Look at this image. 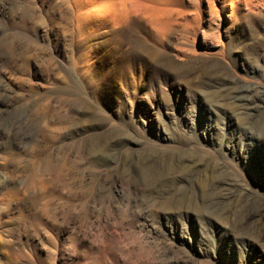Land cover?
Returning <instances> with one entry per match:
<instances>
[{
  "label": "rangeland",
  "instance_id": "374dc122",
  "mask_svg": "<svg viewBox=\"0 0 264 264\" xmlns=\"http://www.w3.org/2000/svg\"><path fill=\"white\" fill-rule=\"evenodd\" d=\"M127 1L0 0V264H264V4Z\"/></svg>",
  "mask_w": 264,
  "mask_h": 264
},
{
  "label": "bare ground",
  "instance_id": "6f19581e",
  "mask_svg": "<svg viewBox=\"0 0 264 264\" xmlns=\"http://www.w3.org/2000/svg\"><path fill=\"white\" fill-rule=\"evenodd\" d=\"M185 1L191 0H128L127 6L132 7H142L148 10L150 16H148L151 22L157 23L160 20L161 15L167 13L169 8L177 4H183ZM197 2L198 0H194ZM208 4H212L215 0H205ZM220 9L229 7L230 8V18L233 19L235 14L240 13L245 10H254L255 8L264 4V0H218ZM123 5V4H122ZM167 11V12H165ZM146 12V11H145ZM171 15V14H170ZM165 16V15H164ZM165 18V17H164Z\"/></svg>",
  "mask_w": 264,
  "mask_h": 264
}]
</instances>
